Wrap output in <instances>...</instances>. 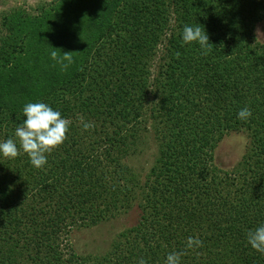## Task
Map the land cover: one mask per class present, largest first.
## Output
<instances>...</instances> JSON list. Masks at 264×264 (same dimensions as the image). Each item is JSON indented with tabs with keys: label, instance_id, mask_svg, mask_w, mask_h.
<instances>
[{
	"label": "trees",
	"instance_id": "trees-1",
	"mask_svg": "<svg viewBox=\"0 0 264 264\" xmlns=\"http://www.w3.org/2000/svg\"><path fill=\"white\" fill-rule=\"evenodd\" d=\"M263 19L264 0H53L6 16L0 142L14 139L20 154H0V264H164L170 252L180 264H264L247 240L264 224ZM185 25L204 28L207 55L183 41ZM53 47L73 52L67 70ZM30 102L71 121L41 168L15 137ZM233 131L249 145L219 169L215 148ZM145 150L142 173L131 158ZM135 207L138 221L106 251L73 249V227ZM189 237L203 246L187 248Z\"/></svg>",
	"mask_w": 264,
	"mask_h": 264
},
{
	"label": "clouds",
	"instance_id": "clouds-1",
	"mask_svg": "<svg viewBox=\"0 0 264 264\" xmlns=\"http://www.w3.org/2000/svg\"><path fill=\"white\" fill-rule=\"evenodd\" d=\"M182 39L185 43L197 42L202 55H207L212 45L204 28L200 26L185 25L182 31ZM56 48L50 52L51 58L60 65L61 70L65 71L73 61V52L65 51L58 53ZM179 55V53H177ZM23 114L26 117L22 123L15 129V137L19 140L20 148L28 155L31 164L36 168H41L47 163L45 153H50L67 139V132L71 121L61 116V113L43 102L27 103L23 107ZM238 118L247 120L251 116V110L244 107L239 110ZM84 130L94 127L91 122H84ZM0 154L4 157L15 158L20 154L17 143L14 139L8 138L0 142ZM247 240L250 246L264 253V224L259 225L254 230L247 233ZM202 241L199 238L189 237L186 242L187 248L202 247ZM179 252H170L167 254L164 264H180ZM137 264H147V261L141 257Z\"/></svg>",
	"mask_w": 264,
	"mask_h": 264
},
{
	"label": "rangeland",
	"instance_id": "rangeland-1",
	"mask_svg": "<svg viewBox=\"0 0 264 264\" xmlns=\"http://www.w3.org/2000/svg\"><path fill=\"white\" fill-rule=\"evenodd\" d=\"M53 0H0V28L6 16L15 14L18 10L35 13L38 8L48 6ZM257 40L264 42V19L257 22L254 28ZM249 145V137L243 131H233L226 134L214 151V162L219 169L233 170L245 154ZM150 151L133 156L131 162L140 172H144L152 160ZM140 211L137 207L113 219L98 224H88L73 227L69 232V240L78 254L102 253L111 245L116 234L138 221Z\"/></svg>",
	"mask_w": 264,
	"mask_h": 264
}]
</instances>
